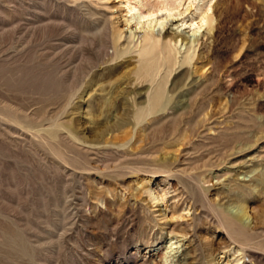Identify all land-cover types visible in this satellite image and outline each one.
I'll list each match as a JSON object with an SVG mask.
<instances>
[{"label":"rangeland","instance_id":"374dc122","mask_svg":"<svg viewBox=\"0 0 264 264\" xmlns=\"http://www.w3.org/2000/svg\"><path fill=\"white\" fill-rule=\"evenodd\" d=\"M213 6L137 125L127 0H0V264H264V0Z\"/></svg>","mask_w":264,"mask_h":264},{"label":"bare ground","instance_id":"6f19581e","mask_svg":"<svg viewBox=\"0 0 264 264\" xmlns=\"http://www.w3.org/2000/svg\"><path fill=\"white\" fill-rule=\"evenodd\" d=\"M150 1L127 0V9L130 17L125 18V23L130 25L131 22H134V30H130L132 42L129 47L120 49L118 45L115 49V60L123 55H134L135 64L128 70L132 78L130 84L133 81L142 85L143 83L148 84L144 91V102H133L135 107L133 118L137 125L154 118L152 117L154 115L165 113L170 109H178L180 107L184 111L189 107L185 97L184 99L179 97L174 102V97L178 91L176 87L168 88V84L174 72L192 65L199 44L196 34L201 30L203 31V29L208 33L213 32L216 21L213 14L214 0H207L205 3L204 0H189L186 8L182 10L183 12L179 10L182 7V3L179 0H154L152 4ZM132 2L134 5H132ZM174 11L178 13L174 15ZM180 15L183 16L180 26L170 31L171 36H167L168 30H166V26L168 18ZM185 29L191 34L184 32ZM121 35L122 32L117 33L115 37L116 44L119 43ZM216 91L215 89H209L201 93L198 105H203L206 102L205 99L212 103V94ZM196 104L197 101L193 105L196 106ZM136 105L141 106L136 107ZM223 105V108H226L228 102L225 101ZM67 132H69L68 135L72 134L70 131ZM76 137L73 136L72 138L76 141ZM250 148H252L251 145H245L241 149L239 148V152ZM242 173L244 172H238V175ZM233 183L236 184L237 181L233 180ZM231 186L230 184L226 185L227 189L229 188L228 192L231 191ZM238 211L236 216L229 218V225L240 222L241 218L246 215V212L241 208Z\"/></svg>","mask_w":264,"mask_h":264}]
</instances>
